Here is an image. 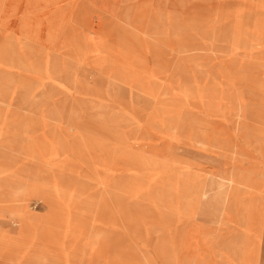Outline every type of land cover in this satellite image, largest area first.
<instances>
[{"label":"rangeland","instance_id":"rangeland-1","mask_svg":"<svg viewBox=\"0 0 264 264\" xmlns=\"http://www.w3.org/2000/svg\"><path fill=\"white\" fill-rule=\"evenodd\" d=\"M0 159L1 264H264V0H0Z\"/></svg>","mask_w":264,"mask_h":264},{"label":"crops","instance_id":"crops-1","mask_svg":"<svg viewBox=\"0 0 264 264\" xmlns=\"http://www.w3.org/2000/svg\"><path fill=\"white\" fill-rule=\"evenodd\" d=\"M27 39L33 43L42 42L41 39H37V38L28 37ZM16 220L17 219L10 216V214L7 213L0 214V238L4 236V238H6V240L8 241V236L10 234L14 235L16 233L17 231ZM0 264H1V260H0Z\"/></svg>","mask_w":264,"mask_h":264},{"label":"bare ground","instance_id":"bare-ground-1","mask_svg":"<svg viewBox=\"0 0 264 264\" xmlns=\"http://www.w3.org/2000/svg\"><path fill=\"white\" fill-rule=\"evenodd\" d=\"M177 29V28H176ZM176 29H173V30H176ZM161 35H162V38H163V36H164V34L163 33H161ZM165 36H167V35H165ZM40 37L41 36H39V35H36V37H32V38H37V39H40ZM190 49H181V48H179V49H177V51L179 52V53H186V52H188ZM159 104V103H158ZM8 107V106H7ZM20 113V112H19ZM32 115V114H31ZM33 116V115H32ZM35 116V115H34ZM36 117V116H35ZM28 123V122H27ZM54 123V122H53ZM33 126V125H32ZM19 128V127H18ZM25 131H27V130H25ZM35 131V130H34ZM29 132V131H28ZM20 137V136H19ZM18 138V137H17ZM26 139V138H25ZM64 140V139H63ZM16 141V140H15ZM12 143V142H11ZM21 143V142H20ZM17 144V143H16ZM27 144V143H26ZM8 146V145H7ZM7 146H6V148H7ZM27 146V145H26ZM9 148V147H8ZM11 148H13V147H11ZM29 148V147H28ZM15 149V148H14ZM17 149H19V148H17ZM117 149H119V147L117 148ZM23 150V149H22ZM18 151V150H17ZM27 151V150H26ZM21 152V151H20ZM33 152V151H32ZM34 154V153H33ZM14 156V155H13ZM30 156V155H29ZM177 156V155H176ZM9 158V157H8ZM18 158V157H17ZM1 160V159H0ZM3 160V159H2ZM17 161V160H16ZM18 162V161H17ZM43 162V161H42ZM12 163V162H11ZM158 163V162H157ZM8 164V163H7ZM5 168V167H4ZM7 168V167H6ZM5 168V169H6ZM28 169V168H27ZM3 171H4V169H3ZM6 171V170H5ZM226 171H228V170H226ZM34 172V171H33ZM224 172V171H223ZM235 172V171H234ZM26 173V172H25ZM29 173V172H28ZM27 173V174H28ZM220 174H221V172H219ZM33 174V173H32ZM34 174H35V172H34ZM233 174V173H232ZM28 176V175H27ZM234 177H236V176H234ZM239 177V176H238ZM228 178V177H227ZM222 179V178H221ZM220 179V180H221ZM239 179V178H238ZM244 179V178H243ZM40 180V179H39ZM6 181V180H5ZM33 181V180H32ZM224 181V180H223ZM28 182V181H27ZM35 182V181H34ZM238 182V181H237ZM236 182V180H234L233 178H229V179H227V184L230 186V187H234V186H237V185H239V183H237ZM3 183V182H2ZM21 183V182H20ZM1 184V183H0ZM11 184V183H10ZM34 185V184H33ZM241 185H244V186H246V184H241ZM7 186H9V185H7ZM12 187V186H11ZM20 189V188H19ZM27 189V188H26ZM32 189V188H31ZM19 191V190H18ZM21 191V190H20ZM32 191V190H31ZM25 192H26V190H25ZM30 192V191H29ZM33 192V191H32ZM20 193V192H19ZM30 194V193H29ZM17 196V195H16ZM20 199V198H19ZM18 201V200H17ZM23 201V200H22ZM242 242V241H241ZM236 244V243H235ZM260 251V250H259ZM259 258V257H258ZM260 259H261V257H260Z\"/></svg>","mask_w":264,"mask_h":264}]
</instances>
